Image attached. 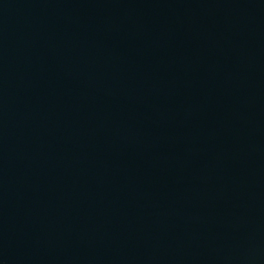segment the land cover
I'll list each match as a JSON object with an SVG mask.
<instances>
[{"label":"water","instance_id":"1","mask_svg":"<svg viewBox=\"0 0 264 264\" xmlns=\"http://www.w3.org/2000/svg\"><path fill=\"white\" fill-rule=\"evenodd\" d=\"M123 264H264V0H211Z\"/></svg>","mask_w":264,"mask_h":264}]
</instances>
